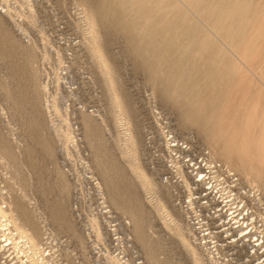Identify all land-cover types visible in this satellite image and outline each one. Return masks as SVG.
Wrapping results in <instances>:
<instances>
[{
  "label": "rangeland",
  "instance_id": "1",
  "mask_svg": "<svg viewBox=\"0 0 264 264\" xmlns=\"http://www.w3.org/2000/svg\"><path fill=\"white\" fill-rule=\"evenodd\" d=\"M166 1L0 0V264H264V0Z\"/></svg>",
  "mask_w": 264,
  "mask_h": 264
},
{
  "label": "bare ground",
  "instance_id": "2",
  "mask_svg": "<svg viewBox=\"0 0 264 264\" xmlns=\"http://www.w3.org/2000/svg\"><path fill=\"white\" fill-rule=\"evenodd\" d=\"M136 4L143 6L145 8H147V6H149V15H148V19L147 22L149 23V26L152 25H156L159 29H163L165 27H160L158 26L157 23V18L159 15H162L161 18H163V20L160 21V23L162 25L168 24L171 20L170 17L174 18L175 17V11H170L169 8H172L173 6L171 5L170 7V3H168L166 0H135ZM182 2V1H181ZM239 2V1H238ZM231 3V2H230ZM234 3V2H233ZM192 4V3H191ZM176 7H178V2L176 0L175 4ZM234 5V4H233ZM237 8V7H236ZM227 9V8H226ZM232 9V8H231ZM230 9V10H231ZM235 12V11H233ZM237 12V11H236ZM163 13V14H162ZM229 13V12H228ZM233 14V13H232ZM221 15V14H220ZM235 15V13H234ZM206 16V15H205ZM230 17V16H229ZM228 18V17H227ZM232 18V16H231ZM232 20V19H231ZM242 21V20H241ZM229 23V20H228ZM239 25V24H238ZM237 25V26H238ZM231 28V27H230ZM244 28V27H243ZM220 29V28H219ZM230 30V29H229ZM231 32L232 31H228ZM235 33V32H234ZM240 35V34H239ZM243 35V34H242ZM232 37V36H231ZM241 37V36H240ZM22 238V237H20ZM10 240V239H9ZM12 241V240H10ZM35 245V244H34ZM42 261V259H40ZM40 262V261H39ZM37 264V263H36ZM42 264V262L40 263Z\"/></svg>",
  "mask_w": 264,
  "mask_h": 264
},
{
  "label": "built area",
  "instance_id": "3",
  "mask_svg": "<svg viewBox=\"0 0 264 264\" xmlns=\"http://www.w3.org/2000/svg\"><path fill=\"white\" fill-rule=\"evenodd\" d=\"M260 203H263L262 201H260Z\"/></svg>",
  "mask_w": 264,
  "mask_h": 264
}]
</instances>
